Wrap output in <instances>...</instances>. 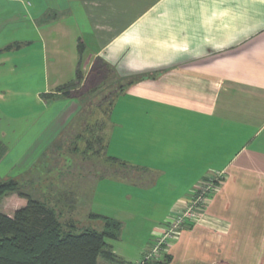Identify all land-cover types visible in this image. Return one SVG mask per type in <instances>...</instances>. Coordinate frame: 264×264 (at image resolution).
<instances>
[{
    "label": "crops",
    "instance_id": "1",
    "mask_svg": "<svg viewBox=\"0 0 264 264\" xmlns=\"http://www.w3.org/2000/svg\"><path fill=\"white\" fill-rule=\"evenodd\" d=\"M77 68L80 93L56 91ZM104 80L106 114L84 99ZM14 98L32 101L31 147L66 157L69 198L60 209L56 192L51 206L75 223L121 222L106 241L116 258L99 264L139 260L216 173L160 264H264V0H0V107ZM128 226L145 229L137 245Z\"/></svg>",
    "mask_w": 264,
    "mask_h": 264
},
{
    "label": "trees",
    "instance_id": "2",
    "mask_svg": "<svg viewBox=\"0 0 264 264\" xmlns=\"http://www.w3.org/2000/svg\"><path fill=\"white\" fill-rule=\"evenodd\" d=\"M77 50L79 53L82 51L80 42ZM100 70L106 78L108 68L100 67ZM142 77L135 76L130 82ZM81 79L82 73L77 68L73 80L58 86L56 91L69 95L72 90L75 91ZM56 96L50 92L41 94L44 99ZM4 150L0 143V153ZM11 194L17 195L21 205L11 214L0 210V264H99L98 258H116L106 241L118 237L121 227L119 220L90 213L93 219L101 220L102 229H81L73 220L62 221L60 213L53 206L21 190L17 182L0 181V201ZM167 258L168 255L164 253L148 264H160Z\"/></svg>",
    "mask_w": 264,
    "mask_h": 264
},
{
    "label": "rangeland",
    "instance_id": "3",
    "mask_svg": "<svg viewBox=\"0 0 264 264\" xmlns=\"http://www.w3.org/2000/svg\"><path fill=\"white\" fill-rule=\"evenodd\" d=\"M102 71L98 73V78L101 77ZM84 84V85H83ZM81 89H85L86 83L83 82ZM79 94L80 91H74ZM115 91L112 90L109 80H104L103 83L97 86L94 91L84 99L97 101L103 100L100 113L106 114L112 95ZM91 107L90 109H93ZM3 113H0V127H3L6 131L5 138L0 140V143L4 146V151L0 153V181H14L17 182L19 188L34 198L44 199L47 204L52 205L53 201L58 193V207L60 209L63 206L64 198H69L64 189L63 176L65 172L60 168L64 163L66 157L64 154L57 155L55 158L49 156L44 151L45 148L39 146L38 148H32L33 139L36 136L37 128L33 126L32 121L34 111H32V101H22L19 98L12 99L7 105L0 107ZM99 113V114H100ZM25 114V116H24ZM35 128V129H34ZM90 142V143H89ZM101 148V144L97 143L95 139L88 141V144ZM19 161V163H18ZM22 161V163H20ZM56 165L57 167H55ZM60 165V166H59ZM59 166V167H58ZM217 174V173H216ZM41 197H38V196ZM66 202V201H65ZM69 204V203H68ZM67 204V205H68ZM21 205V201L17 198V195L11 194L4 196L0 201V210L11 214L15 208ZM62 221L68 219L64 215V210L61 211ZM67 218V219H66ZM82 215L77 216V226L81 229L90 225L98 230L102 229V222L99 219H85ZM79 228V229H80ZM139 235L135 236V233L130 226L124 231V242L126 239L132 238L133 241H137L136 245L145 236V229L141 228ZM151 236H148V240ZM153 238V237H152ZM152 238L149 242H151ZM147 240V241H148ZM150 246V245H149ZM149 247L147 248V250Z\"/></svg>",
    "mask_w": 264,
    "mask_h": 264
},
{
    "label": "built area",
    "instance_id": "4",
    "mask_svg": "<svg viewBox=\"0 0 264 264\" xmlns=\"http://www.w3.org/2000/svg\"><path fill=\"white\" fill-rule=\"evenodd\" d=\"M220 180V174L202 180L192 193L191 199L181 210L175 212L166 220L161 231L153 236L149 249L133 264H148L150 261L160 258L180 231L186 228L189 223L196 222L199 219L200 211L207 203L212 192L217 189Z\"/></svg>",
    "mask_w": 264,
    "mask_h": 264
}]
</instances>
